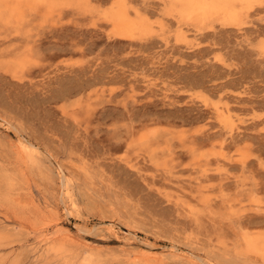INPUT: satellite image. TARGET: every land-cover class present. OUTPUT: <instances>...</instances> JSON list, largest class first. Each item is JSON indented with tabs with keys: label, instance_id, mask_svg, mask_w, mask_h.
Instances as JSON below:
<instances>
[{
	"label": "rangeland",
	"instance_id": "obj_1",
	"mask_svg": "<svg viewBox=\"0 0 264 264\" xmlns=\"http://www.w3.org/2000/svg\"><path fill=\"white\" fill-rule=\"evenodd\" d=\"M113 1L40 0L31 67L0 57V264H264V3L119 0L121 38Z\"/></svg>",
	"mask_w": 264,
	"mask_h": 264
},
{
	"label": "bare ground",
	"instance_id": "obj_2",
	"mask_svg": "<svg viewBox=\"0 0 264 264\" xmlns=\"http://www.w3.org/2000/svg\"><path fill=\"white\" fill-rule=\"evenodd\" d=\"M261 3H264V0H170V6L172 5L174 8L178 7L177 11L181 15H184L186 17L190 16L191 18H196L195 16L198 15H202L205 17V15L219 14L222 15L223 19H225L228 23H235V22L238 23L237 22L239 21L238 18L241 16L240 14L243 11L246 12L245 9H249L253 7L255 4H261ZM39 6H40V0H0V30L4 29L7 32L5 36V41H3L2 43L3 46L0 48V57L3 58L4 60H7L6 61L7 67L5 66V70L7 72H10L13 77L18 78V73L20 72V70L30 65L34 50L38 45L37 40L32 39V37L35 36V34L32 33L33 28L30 26H32L37 16H40L42 18L44 17L47 18L51 16L50 14L51 12L49 11L41 12L42 10L39 9ZM104 17L113 26L114 29V31H112L113 36H117L121 38H134L137 36L138 32L144 30L145 21L142 18V16L139 13H136L135 15H131L128 7L126 6V3L121 2L119 0L113 1L110 8L104 11ZM19 35L23 37L22 38L18 37ZM11 36L14 37L10 38ZM47 50H49V48ZM68 89L69 90H67V92L69 93V95H71L73 89H71L72 91L70 90V88ZM66 95L65 97L69 96ZM219 115L221 116L222 113L219 112ZM140 130L141 133L139 132L140 135L138 136V138L142 140H149L154 135L156 136V133L158 132V130L149 129L147 123H143ZM131 134L132 132L129 135ZM1 236L2 235L0 234V238ZM42 238L43 237L41 236V239ZM247 243L252 250H257L262 246H264V239L262 238V236L250 237L247 238Z\"/></svg>",
	"mask_w": 264,
	"mask_h": 264
}]
</instances>
